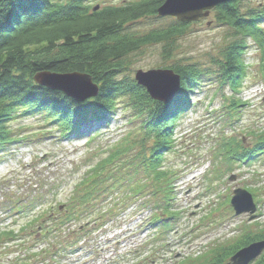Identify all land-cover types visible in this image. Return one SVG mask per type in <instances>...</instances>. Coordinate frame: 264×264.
Masks as SVG:
<instances>
[{"label": "rangeland", "instance_id": "obj_1", "mask_svg": "<svg viewBox=\"0 0 264 264\" xmlns=\"http://www.w3.org/2000/svg\"><path fill=\"white\" fill-rule=\"evenodd\" d=\"M84 1L101 9L136 0ZM239 7L243 13L264 9V0H243ZM177 21L175 16L155 13L127 27L142 36ZM185 24L184 32L172 42L150 43L127 56L119 73V78L135 80L138 69L194 63L201 70L199 83L190 92V107L173 129L176 146L165 154L166 166L178 176L169 226L153 225V206L140 205L144 202L140 199L116 208L117 214L104 222L91 219L120 200V193H114L87 209L79 221L61 226L60 231L54 228L98 152L116 143L130 147L127 156L136 152L144 115L137 113L128 94L120 95L113 110L100 118L88 114L91 127L66 135L60 133L58 123H50L45 110L24 113L19 107L7 122L12 140L0 146V228L13 229L17 235L7 243L0 240V264H226L237 250L264 235V146L246 163L233 154L230 158L235 160L227 162L230 158L221 155L225 141L235 140L236 146L251 149L261 137L264 110L258 51L247 40L243 55L247 74L239 94L247 106L233 113L228 109L230 90L220 84L216 64L233 30L218 23L212 10ZM261 26L264 29V21ZM236 188L253 196L254 218L234 213L230 200ZM31 199L36 208L29 211L24 205ZM44 227L54 231L45 236ZM237 245L240 248L235 249ZM261 259L262 254L249 264H260Z\"/></svg>", "mask_w": 264, "mask_h": 264}, {"label": "trees", "instance_id": "obj_2", "mask_svg": "<svg viewBox=\"0 0 264 264\" xmlns=\"http://www.w3.org/2000/svg\"><path fill=\"white\" fill-rule=\"evenodd\" d=\"M241 1L229 0L211 9L218 23L233 30L232 39L216 61L221 74L220 84H227L230 90L228 109L233 113L247 106L239 96L247 74L243 58L247 40L258 51L257 71L263 83L261 105L264 110V29L261 26L264 9H250L243 13L239 7ZM163 2L136 0L94 9L84 0H0V146L12 140L7 122L17 115L19 107L24 113L45 110L50 123H58L63 135L88 128V114L100 118L113 110L117 98L123 94H128L137 113L144 115L136 152L127 156L131 149L123 143L98 152L95 162L77 181L79 183L71 192L63 216L54 228L79 221L87 209L101 204L114 193H120V200L91 219L105 221L109 215L117 214L116 208H124L135 199L144 200L140 205L153 206L152 222L155 224L167 227L175 214L172 206L178 176L166 166L165 154L176 146L173 129L190 107V92L198 85L201 70L194 63L168 68L180 79L179 89L168 104L153 100L135 80L119 78L126 57L141 46L168 44L184 32L186 24L179 20L142 36L128 29L129 23L157 13V7ZM43 71L85 73L98 92L89 99L75 101L61 91L35 83L34 75ZM260 130L261 137L251 149L236 146L235 140L225 141L222 158L227 160L233 154L236 160L248 162L260 155L264 146V128ZM233 160L231 157L227 162ZM35 205V199H31L24 206H29L31 211ZM42 231L46 236V232L51 233L54 229L44 227ZM13 238H17L13 229L0 228V240L7 243ZM262 238L264 235L257 239ZM239 245L235 249L240 248ZM260 264H264V252Z\"/></svg>", "mask_w": 264, "mask_h": 264}, {"label": "water", "instance_id": "obj_3", "mask_svg": "<svg viewBox=\"0 0 264 264\" xmlns=\"http://www.w3.org/2000/svg\"><path fill=\"white\" fill-rule=\"evenodd\" d=\"M229 0H164L156 11L159 15L175 16L181 22H189L205 17L209 11L220 3ZM96 6L94 9H97ZM134 79L140 86L144 87L148 95L156 101L168 104L175 96L180 86V79L172 69H150L143 71L138 69L134 74ZM35 83L45 86L51 90H58L75 101H83L89 97L96 96L98 89L92 83L91 78L80 72L55 73L39 72L34 75ZM163 81L170 87L165 91L150 88L149 85L154 82ZM72 87H69V86ZM232 175L230 179H233ZM230 204L235 214L243 212L250 214V219L255 217L256 204L251 193L243 188H236L233 191ZM264 250V239L251 242L237 250L231 257L230 262L226 264H249L258 257Z\"/></svg>", "mask_w": 264, "mask_h": 264}, {"label": "snow or ice", "instance_id": "obj_4", "mask_svg": "<svg viewBox=\"0 0 264 264\" xmlns=\"http://www.w3.org/2000/svg\"><path fill=\"white\" fill-rule=\"evenodd\" d=\"M69 87H72L71 85ZM150 88H154L160 91H165L167 90L170 86L163 82V81H159V82H154L152 84L149 85Z\"/></svg>", "mask_w": 264, "mask_h": 264}]
</instances>
